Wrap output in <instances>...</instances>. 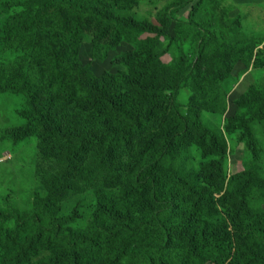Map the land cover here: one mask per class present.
<instances>
[{
  "label": "rangeland",
  "instance_id": "1",
  "mask_svg": "<svg viewBox=\"0 0 264 264\" xmlns=\"http://www.w3.org/2000/svg\"><path fill=\"white\" fill-rule=\"evenodd\" d=\"M179 1L145 0L135 10L137 20L148 19L152 24V31L141 35V39L151 38L155 43L154 54L147 61L145 57H137V49L128 41L108 43L112 49L107 59L94 60L93 32H86L87 40L79 45L77 60L70 65V70L75 66L80 74L84 73L88 92H93L94 86L112 92L123 90L122 95L134 101V107L141 109L146 117L149 101L134 100L133 91L129 87L123 89L124 83L118 77L124 72L126 78H134L135 63H143L158 78L162 96L167 97L169 105L168 111L158 113L155 122L145 128L144 137L128 148L118 149L111 160H103L102 167L97 163V159H103L99 147L86 146L84 151L78 150L76 158L69 160L62 159V153L75 151L71 143H78V130L86 138L98 133L103 115L89 113L69 119L68 114L73 111L56 107L54 117L65 124L74 121L77 128L67 127L55 140L48 139L31 122L35 115H30L22 96L0 93V217L37 213L40 209L36 195H40L41 204L62 218L64 226L71 228L75 236L91 234L87 228L93 222L75 216L77 207L83 198L93 195L107 204L110 200L122 217L109 219V213L101 205L94 222L104 226L107 236L102 235V240L97 239L88 248L86 262L99 258L109 261L120 253L119 264H132L128 247L135 240L111 233L115 232V226L144 223L159 210L170 208L177 214L170 218L169 228L178 236L187 240L197 229H208L205 224L201 226L202 221L212 225L224 240L229 259L220 263L210 259L204 264H241V253L251 244V236H257L258 229L264 230V122L254 125L251 141L244 130V122L250 119L264 91V0H193L182 8L177 6ZM33 5L49 6L45 0H33ZM67 21L60 13L49 12L43 21L41 40L49 45L60 43L55 42L59 40L68 42ZM251 52L252 60L244 62L242 56L245 58ZM210 67L220 74L222 81L218 84L207 80ZM176 87L179 95L174 107L170 97ZM216 90L225 98L226 105L217 114H211L207 112L206 101ZM178 116L187 120L189 127L201 118L215 130L224 150L221 170L215 163L212 165L211 172L218 174L215 176L204 173V165L219 159H207L205 150L195 146L200 135H194L188 147L191 167L184 171V176L192 182L198 180L208 196V204L195 203L187 197L182 184H171V179H177V162L172 167L170 156L161 154L162 160L155 172L152 166H145L162 149L151 134L182 131L184 134V128L175 126ZM252 153L259 155L254 176L248 174ZM159 177L168 182L166 187L158 185ZM164 194L175 199L172 205ZM71 215L75 216L74 220H68ZM50 223L51 220H46L47 227ZM33 230L29 223L18 228L16 221L0 218V264H11L7 259L11 241L17 243ZM261 239L263 242L264 236ZM184 254L183 245L172 248L170 255L183 263ZM48 256V251H38L23 264H34Z\"/></svg>",
  "mask_w": 264,
  "mask_h": 264
},
{
  "label": "trees",
  "instance_id": "2",
  "mask_svg": "<svg viewBox=\"0 0 264 264\" xmlns=\"http://www.w3.org/2000/svg\"><path fill=\"white\" fill-rule=\"evenodd\" d=\"M45 1L49 6L38 5L36 8L33 0H0V93L22 96L31 111L30 115H35L31 122L38 125L48 139L59 137L67 127L77 128L74 121L65 124L62 120L56 119L53 112L56 107L73 111L68 114L69 119L81 118L89 113L103 115L99 120L98 133L86 138L82 130H78L81 138H78L77 144L71 143L75 145V151L62 153V159L69 160L76 158L80 153L78 150L84 151L86 146L99 147L103 151V159H97V163L102 167L103 160H111L118 149L128 148L137 139L146 135L145 128L155 122L157 114L164 109L168 111L167 97L162 96L163 90L158 78L145 64L135 63L136 72L132 79L126 78L125 73L120 72L118 77L124 83L123 89L129 87L133 91L134 100L149 101H146L149 111L145 117L141 109L134 107V101L122 95L123 90L122 93L112 92L94 86V91L88 92L85 89L84 73L80 74L75 66L70 70V65L77 60L79 45L88 38L86 32L95 33L92 41L94 60L104 62L107 59L112 49L108 43L115 45L127 41L132 42L137 49V57L149 60L154 54L155 43L151 38L141 39V35L152 31L150 28L152 24L148 19L137 20L135 13L145 0ZM192 1L180 0L177 6L182 8ZM49 12L60 13L68 20L65 23L68 25L66 28L68 42L59 40L55 42L60 43L49 45L41 40L45 27L43 21ZM161 15L164 17L166 14ZM221 55L220 49L218 56ZM241 59L250 62L252 52ZM207 80L209 83L214 81V84L222 81L218 70L213 67L208 70ZM154 95L159 97L154 99ZM178 95L179 87H176L170 97L174 107ZM260 95L261 99L256 104L255 111L251 113L250 119L244 122L246 125L244 130L250 141L253 140L254 125L260 126L264 122V91ZM206 102L207 112L211 114H217V110L220 107L225 108L226 105V100L219 90L213 91ZM171 111L174 112V108ZM176 121L175 126L184 128V134L183 131L173 134L164 132L151 134L154 142L160 143L162 149L156 159L145 163V166H152V171L155 172L162 160L161 154L162 157L170 156L172 167L177 162L175 168L177 179H171V184H182L187 197L193 199L195 203L208 204V196L203 187L198 185V180L192 182L184 176V171L191 167L188 162L190 156L188 147L191 146L194 135H200L195 146L205 150L207 159H219L217 162L204 165V173L215 176L218 174L215 171L211 172L212 165L215 163L216 168L221 170L224 150L219 145L215 130L204 124L201 118L197 119V124L191 123V127L186 124L187 120L180 116L176 117ZM186 140L188 142L184 143ZM258 160L259 155L252 153V161L248 162L250 176H254L253 171ZM231 182L236 185V182ZM157 183L164 188L168 182L159 177ZM164 196L172 205L175 199L171 200L165 194ZM36 198L40 209L37 213H26L22 216L13 213L0 217L4 221H16L18 228L29 223L34 229L31 235L21 238L19 242L11 241V252L7 256L9 263L23 264L38 251L46 250L49 256L37 260L34 264H119L120 253L114 254L109 261L99 258L95 262H86L88 248L91 249L97 239L102 240V235L107 236L104 226L94 222L101 205L109 213V219L122 217L119 216L120 212L113 202L108 200L107 204L99 197L97 200L94 195L89 199L83 198L74 215L93 222L87 228L91 234L82 233L75 236L71 228L64 226L62 218L52 214L48 207L41 204L40 195H36ZM176 214L175 209L159 210L144 223L133 226L118 224L115 226V232L111 233L135 240L128 247L132 264H204L210 259L219 263L229 259L225 242L219 233L214 232L212 225L201 221V226L205 224L209 230L205 227L202 230L197 229L195 233L189 234L187 240L173 232L168 222ZM74 215L68 220H74ZM46 220H51L49 227L46 226ZM256 234L259 237L251 236V244L241 253V264H264V241L261 239L264 230L258 229ZM183 245L185 260L181 263L170 254L172 248ZM260 253H263V256Z\"/></svg>",
  "mask_w": 264,
  "mask_h": 264
}]
</instances>
